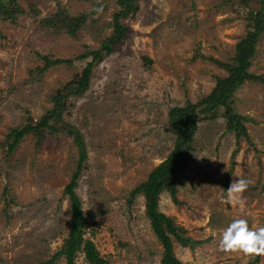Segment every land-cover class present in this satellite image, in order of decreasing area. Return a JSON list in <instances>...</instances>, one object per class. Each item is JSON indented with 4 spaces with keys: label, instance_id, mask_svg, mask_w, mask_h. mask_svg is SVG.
Instances as JSON below:
<instances>
[{
    "label": "rangeland",
    "instance_id": "374dc122",
    "mask_svg": "<svg viewBox=\"0 0 264 264\" xmlns=\"http://www.w3.org/2000/svg\"><path fill=\"white\" fill-rule=\"evenodd\" d=\"M57 1L70 16L87 15L75 36L38 23L55 12ZM16 4L23 15L12 23L0 20V143L9 129L39 119L51 108L55 91L79 78L88 59L78 56L111 36L117 9L115 0ZM101 5L102 14L91 13ZM32 6L38 16H31ZM258 10V0H138L124 40L91 69L86 91L67 99L61 118L79 131L86 154L74 193L88 218V237L107 264H158L162 250L143 198L127 203L128 193L172 148L168 110L197 103L227 75L220 64L232 63L246 33L245 18ZM260 17L264 20V11ZM43 57L73 62L40 72ZM247 73L261 81H243L228 102L248 120L243 122L248 141L240 138L237 144L219 114L199 116L191 160L175 194L180 204L166 193L158 197V212L186 237L204 241L189 249L171 240L179 264H247L252 257L218 250L221 232L235 218L264 226V24ZM76 163V148L61 133L44 136L38 145L26 135L9 155L0 147V264H39L58 251L70 219L62 190ZM240 178L251 181L245 205L222 203L223 190ZM63 263L62 257L54 262ZM75 264H87L82 254ZM256 264H264V256Z\"/></svg>",
    "mask_w": 264,
    "mask_h": 264
},
{
    "label": "trees",
    "instance_id": "16d2710c",
    "mask_svg": "<svg viewBox=\"0 0 264 264\" xmlns=\"http://www.w3.org/2000/svg\"><path fill=\"white\" fill-rule=\"evenodd\" d=\"M259 10L251 12L246 16L245 35L240 38L234 48L232 63L221 65L227 72L223 78H217L212 91L195 104L188 101L181 107H172L168 110L167 121L174 135L173 145L163 161L152 169L146 180L133 188L127 196L130 203L136 196L143 198L144 215L149 222V228L161 246V257L158 264H179L172 252L171 240L181 247L193 249L204 241H195L186 237L185 230L174 224L173 221L158 212L157 200L161 193H166L170 201L178 205L176 191L183 185L184 170L188 168L191 160V142L199 123V116L207 118L209 114H219L224 119L226 131L232 133L238 144L240 138L248 141L246 129L243 122L248 121L245 117L236 114L230 107L228 100L237 86L243 81H261L260 77L247 73L249 60L254 53V45L258 36L262 33L264 20L261 13L264 11V0H258ZM55 12L39 19L38 23L55 33L63 32L69 36H75L78 29L85 23L86 14L70 16L55 3ZM116 11L111 16V36L104 38L96 50H86L77 59H88L79 78L72 79L58 88L50 97L51 108L37 120L27 118L20 126L9 129L3 141L0 143L4 154L9 155L18 142L26 135L35 138V145L44 136H52L56 133L64 134L71 138L76 148L77 163L68 183L62 190V195L67 197L69 207V230L62 245L47 261L39 264H54L62 257L63 264H75L78 253L82 254L87 264H107V261L98 253L94 244L89 239L92 234L88 227L87 216L81 210L80 201L74 193L76 178L86 159L85 148L81 135L74 126L68 125L61 118L66 109L65 103L69 97H80L88 88L91 69L109 55L126 37L129 27L127 20L133 19L138 11V0H115ZM31 16H38V11L33 8L29 10ZM23 10L16 4V0H0V20L12 23L15 18L23 15ZM91 13H94L91 12ZM1 38V34H0ZM40 72L51 66H71L72 60L55 59L49 61L46 57ZM76 60V59H75ZM147 64L149 59H144ZM226 179V176H225ZM227 184H225V188ZM258 257H252L247 264H256Z\"/></svg>",
    "mask_w": 264,
    "mask_h": 264
},
{
    "label": "clouds",
    "instance_id": "9594fccd",
    "mask_svg": "<svg viewBox=\"0 0 264 264\" xmlns=\"http://www.w3.org/2000/svg\"><path fill=\"white\" fill-rule=\"evenodd\" d=\"M97 14L103 13V6L94 7ZM251 181L240 178L230 183L222 203L243 207L245 199L243 193L248 189ZM221 252L240 253L246 257L264 256V226L250 227L244 218H235L222 230L218 241Z\"/></svg>",
    "mask_w": 264,
    "mask_h": 264
}]
</instances>
